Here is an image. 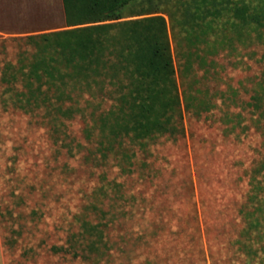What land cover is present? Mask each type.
<instances>
[{
    "label": "rangeland",
    "instance_id": "1",
    "mask_svg": "<svg viewBox=\"0 0 264 264\" xmlns=\"http://www.w3.org/2000/svg\"><path fill=\"white\" fill-rule=\"evenodd\" d=\"M191 1L168 0L161 7L168 20L175 14L169 27L176 77L182 95L194 94L215 107L201 115L185 111L182 136L160 137L146 149L128 145L137 152L132 173L124 174L118 160L97 165V144L86 138L93 119L113 107L110 97L74 94L66 105L80 106L83 113L60 116L56 127L45 109L6 112L0 104V211L6 216L0 217V264H86L55 255L51 247L66 243L75 214L107 184L103 175L123 183L126 196L135 198L115 206L103 199L104 209L129 212L112 228L111 264H244L233 241L244 225L239 211L250 175L264 159V135L250 109L232 103L255 94L264 77V46L239 42L232 32L223 40L220 30L207 37L209 43L190 41L180 25V2ZM66 28L63 0H0V98L5 67L35 52L21 37ZM229 113H242L247 129H233Z\"/></svg>",
    "mask_w": 264,
    "mask_h": 264
},
{
    "label": "trees",
    "instance_id": "2",
    "mask_svg": "<svg viewBox=\"0 0 264 264\" xmlns=\"http://www.w3.org/2000/svg\"><path fill=\"white\" fill-rule=\"evenodd\" d=\"M167 1L63 0L66 29L21 37L35 52L21 54L17 63L3 70L2 108L32 114L45 109L56 127L61 118L83 113L80 106L66 105L76 99L74 94L110 97L113 107L93 119L94 125L85 130L86 138L97 144L92 153L97 165L118 160L124 174L132 173L129 166L137 152L128 145L146 149L160 137L182 136L185 111L201 115L215 107L211 101L180 92L169 27L175 14H169L168 20L161 8ZM139 2L148 4L138 8ZM191 2H180L184 7L180 25L190 41L209 43L207 37L218 36L220 30L223 40L232 32L239 42L250 39L264 46V0L256 4L246 0ZM261 60L264 63V54ZM232 105L249 108L256 129L264 135V77L250 101L234 98ZM226 118L234 123L233 129H247L242 113H229ZM65 146L72 152L71 145ZM102 181L107 184L95 189V200L75 214L66 243L51 247L55 255L86 264L115 263L111 231L118 221L129 218V212L104 209L103 199L114 201L115 206L135 198L126 196L123 183L109 181L106 175ZM249 186L247 202L239 211L244 225L233 244L240 245L238 257L244 264H264V159L256 162ZM0 217L6 219L1 211Z\"/></svg>",
    "mask_w": 264,
    "mask_h": 264
},
{
    "label": "crops",
    "instance_id": "3",
    "mask_svg": "<svg viewBox=\"0 0 264 264\" xmlns=\"http://www.w3.org/2000/svg\"><path fill=\"white\" fill-rule=\"evenodd\" d=\"M6 36H7V34H6ZM3 39H5V38H3Z\"/></svg>",
    "mask_w": 264,
    "mask_h": 264
}]
</instances>
